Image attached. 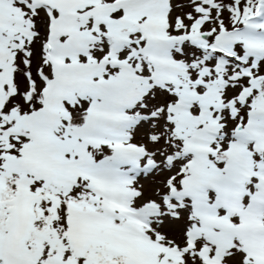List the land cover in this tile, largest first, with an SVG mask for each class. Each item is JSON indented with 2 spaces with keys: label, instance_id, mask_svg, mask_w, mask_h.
Instances as JSON below:
<instances>
[{
  "label": "snow or ice",
  "instance_id": "1",
  "mask_svg": "<svg viewBox=\"0 0 264 264\" xmlns=\"http://www.w3.org/2000/svg\"><path fill=\"white\" fill-rule=\"evenodd\" d=\"M0 264H264V0H0Z\"/></svg>",
  "mask_w": 264,
  "mask_h": 264
}]
</instances>
